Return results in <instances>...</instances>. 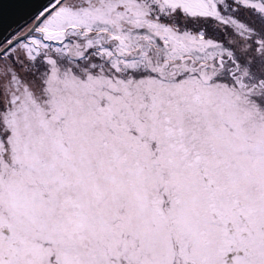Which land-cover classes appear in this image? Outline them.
<instances>
[{"label":"snow or ice","instance_id":"obj_1","mask_svg":"<svg viewBox=\"0 0 264 264\" xmlns=\"http://www.w3.org/2000/svg\"><path fill=\"white\" fill-rule=\"evenodd\" d=\"M0 264H264V0L0 32Z\"/></svg>","mask_w":264,"mask_h":264},{"label":"water","instance_id":"obj_2","mask_svg":"<svg viewBox=\"0 0 264 264\" xmlns=\"http://www.w3.org/2000/svg\"><path fill=\"white\" fill-rule=\"evenodd\" d=\"M42 2L43 0H3L0 7V32L13 30L17 22H22Z\"/></svg>","mask_w":264,"mask_h":264}]
</instances>
